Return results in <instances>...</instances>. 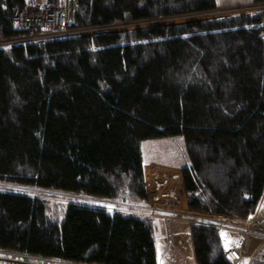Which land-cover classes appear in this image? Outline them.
Segmentation results:
<instances>
[{"label": "trees", "instance_id": "16d2710c", "mask_svg": "<svg viewBox=\"0 0 264 264\" xmlns=\"http://www.w3.org/2000/svg\"><path fill=\"white\" fill-rule=\"evenodd\" d=\"M240 3L75 0L69 28ZM26 5L0 0V42L25 33L12 13ZM256 8L0 47V182L45 192L0 188V249L82 264H158L156 219L140 213L139 142L147 138L182 136L188 159L172 166L182 170L191 209L255 212L264 193V6ZM64 194L112 207L58 198ZM189 238L194 264H231L206 219L189 224Z\"/></svg>", "mask_w": 264, "mask_h": 264}, {"label": "built area", "instance_id": "2783aa9c", "mask_svg": "<svg viewBox=\"0 0 264 264\" xmlns=\"http://www.w3.org/2000/svg\"><path fill=\"white\" fill-rule=\"evenodd\" d=\"M25 9L18 8L12 13V22L18 29L25 31L22 36L0 42V44H23L30 42H43L78 35L93 34L100 31H108L106 28H78L71 29L74 23L75 0H24ZM230 10L216 7L213 10L194 13L190 15H201L206 13H217L211 17L188 18L187 20H202L218 17L239 16L230 14L233 10H246L252 7L264 6V3L246 5ZM227 9V8H226ZM262 9V8H261ZM250 11L246 12L249 13ZM250 14V13H249ZM248 14V15H249ZM255 14V13H254ZM189 15V14H188ZM187 15V16H188ZM190 15L188 17H190ZM175 16L176 17H183ZM168 19V18H161ZM160 20V19H157ZM185 20V21H187ZM152 22L155 20H151ZM142 22V21H140ZM183 22V21H182ZM138 23V22H132ZM115 25L128 26L129 24ZM101 29V30H100ZM127 29V28H125ZM124 29V30H125ZM100 30V31H98ZM119 30V29H111ZM121 30V29H120ZM94 31V32H93ZM93 32V33H91ZM144 166V183L146 193V205L140 212L143 215L162 220L164 224V238L167 244H173L180 253L187 251L190 245L189 236L174 239L171 230L172 221H184L193 223L194 218L189 219L191 211L198 213L189 207L186 195L182 170L179 167L163 166L157 163ZM264 197V195H263ZM259 205H262L261 203ZM264 207V205H263ZM195 213V214H196ZM206 216V217H205ZM219 219L212 223L218 231L219 240L224 256L231 264H248V260L264 259V216L258 213V209L243 218L228 215H216L207 213L203 219ZM193 219V220H192ZM199 222V221H198ZM257 240V246L251 253L247 254L253 243ZM0 264H82L71 261H59L46 257H38L0 249Z\"/></svg>", "mask_w": 264, "mask_h": 264}, {"label": "rangeland", "instance_id": "374dc122", "mask_svg": "<svg viewBox=\"0 0 264 264\" xmlns=\"http://www.w3.org/2000/svg\"><path fill=\"white\" fill-rule=\"evenodd\" d=\"M220 4L224 3L225 1H236V2H240L242 1L243 6L246 5H250L253 6L252 2H249L250 0H218ZM227 5V4H226ZM234 8H240L242 7L241 5H232V6H222L219 7L221 8H225V9H221V10H230ZM260 7V6H257ZM227 8V9H226ZM258 9L256 7H252L251 9H242V10H233L230 11V14H243L246 13L248 11H250L249 15H253L255 13V11H257ZM217 13H206V14H201V15H190V17H188L187 15L183 16V17H176V18H168V19H161L160 20H155V21H142V22H138V23H132L129 24L128 26H113L111 28H106V30H111V29H121L124 30L125 28L127 29H132V28H136V27H146L149 25H154V24H158V23H172V22H182L187 20L188 18H198V17H202V18H206V17H211V16H215ZM259 23H263L264 24V16L261 19V22ZM101 30V29H100ZM98 30V31H100ZM94 32V31H93ZM91 32V33H93ZM25 44V43H23ZM14 44H0V47H7V46H12ZM139 147H140V151H141V155L142 158L144 160V163L146 166L152 165L155 162L157 163H162L163 166H171L172 165H177V164H184L187 161V153L185 150V146H184V141L181 135H175V136H162V137H154V138H147L144 140H141L139 142ZM174 167V166H173ZM0 188H6L9 190H13V191H20V192H26V193H33V194H45L44 191L37 189L35 187H28V186H24L21 184H6V183H2L0 182ZM47 193V192H46ZM57 195V194H56ZM55 196V195H53ZM58 198H63L64 201H75V202H87L90 204H94V205H98V206H104L107 208H111L112 205L110 203H107L103 200L100 199H95L89 196H82V195H58ZM58 198H54V197H49L50 200H60ZM62 199V200H63ZM67 199V200H66ZM72 199V200H70ZM264 203V201H263ZM258 207V206H257ZM257 209V208H256ZM256 211V210H255ZM194 214H190V218H194L195 220H193V223H200V220L203 219V216L207 213L205 212H201V211H197L198 213L191 211ZM196 213V214H195ZM206 217V216H205ZM207 222H210L211 224L213 222H217L219 221V219H215V218H208L207 217ZM199 221V222H198ZM206 222V221H205ZM156 223L158 228H161L162 225V220L160 219H156ZM189 224L190 222H184V221H172L171 222V230L174 232V227L177 229V231L182 234L181 236H188L189 235ZM191 240V239H190ZM257 242H254L250 247V250L248 251L247 254L251 253V251L253 250V248L255 246H257L256 244ZM187 260L189 261L190 264H194L193 261V247L190 245L187 249ZM256 260V259H255ZM252 264H255V262H252Z\"/></svg>", "mask_w": 264, "mask_h": 264}, {"label": "crops", "instance_id": "0c3cea01", "mask_svg": "<svg viewBox=\"0 0 264 264\" xmlns=\"http://www.w3.org/2000/svg\"><path fill=\"white\" fill-rule=\"evenodd\" d=\"M155 163H157V162H155ZM157 164L163 165L162 163H157ZM169 167H171V166H169ZM263 195H264V193H263ZM263 195L259 201V204L261 203L262 205L258 204V207H257L258 213L261 216H264V207H263L264 197H263ZM173 235H174V239L182 238V236H181L182 234H180L175 227H174ZM254 242H257V240H254ZM187 251L180 253L176 250V248H175V246H173V244H167L166 243L165 238H164V224L162 222L161 228H159V236H158V243H157L158 264H190L189 261L187 260V254H185V253H187ZM252 262H255V260H248L247 261L248 264H252Z\"/></svg>", "mask_w": 264, "mask_h": 264}, {"label": "bare ground", "instance_id": "6f19581e", "mask_svg": "<svg viewBox=\"0 0 264 264\" xmlns=\"http://www.w3.org/2000/svg\"><path fill=\"white\" fill-rule=\"evenodd\" d=\"M215 224V222H213ZM217 223V222H216Z\"/></svg>", "mask_w": 264, "mask_h": 264}, {"label": "clouds", "instance_id": "9594fccd", "mask_svg": "<svg viewBox=\"0 0 264 264\" xmlns=\"http://www.w3.org/2000/svg\"><path fill=\"white\" fill-rule=\"evenodd\" d=\"M7 47H9V46H7Z\"/></svg>", "mask_w": 264, "mask_h": 264}, {"label": "water", "instance_id": "95a60500", "mask_svg": "<svg viewBox=\"0 0 264 264\" xmlns=\"http://www.w3.org/2000/svg\"><path fill=\"white\" fill-rule=\"evenodd\" d=\"M6 47V46H5Z\"/></svg>", "mask_w": 264, "mask_h": 264}]
</instances>
